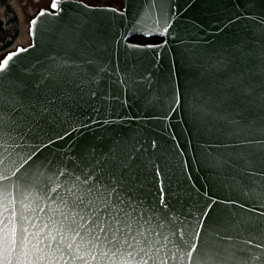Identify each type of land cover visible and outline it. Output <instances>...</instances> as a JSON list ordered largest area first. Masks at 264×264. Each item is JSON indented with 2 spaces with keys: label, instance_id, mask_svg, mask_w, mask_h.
<instances>
[{
  "label": "snow or ice",
  "instance_id": "snow-or-ice-1",
  "mask_svg": "<svg viewBox=\"0 0 264 264\" xmlns=\"http://www.w3.org/2000/svg\"><path fill=\"white\" fill-rule=\"evenodd\" d=\"M203 2L211 13L222 0ZM175 3L177 10L190 6ZM172 5L154 0L148 10L168 24ZM48 8L39 10L42 20L61 18L58 0ZM256 15L258 33L184 45L179 55L194 70L184 92L171 84V73L163 87L147 91L149 77L125 70L123 85L146 109H159L153 118L163 122L178 110L197 130L198 163L228 193L216 199L209 191L193 196L179 179L165 188L171 153L156 140L125 138L103 153L72 141L51 151L53 137L71 138L70 121L86 126L74 119L80 101L103 105L111 94L101 75L103 51L117 37L101 40L83 20L41 28L32 19L33 36L48 33L45 44L55 54L24 62L19 53L36 43L0 54V264H264V14ZM213 18L223 33L239 17Z\"/></svg>",
  "mask_w": 264,
  "mask_h": 264
},
{
  "label": "water",
  "instance_id": "water-1",
  "mask_svg": "<svg viewBox=\"0 0 264 264\" xmlns=\"http://www.w3.org/2000/svg\"><path fill=\"white\" fill-rule=\"evenodd\" d=\"M123 7L117 10L111 7H89L81 2L60 1L63 5V12L60 19L47 17L43 20L37 14L34 18L41 28L63 26L69 21L83 20L87 30L103 40L106 36L117 37L110 46L103 51L106 60V67L101 74L105 91L111 93L103 105L85 103L83 100L75 107L77 121H83L85 127L79 123H72L71 127H65L71 133V138L56 140L55 146H50L51 151H65L72 143L78 141L81 144L95 146V151L103 153L107 151L115 141L139 136L141 143L147 145L149 141L156 140L160 147L171 153L169 166L165 169L164 187H174L179 179L183 187L191 189L193 196L199 190L201 195L209 191L213 199L227 196V191L217 190L212 185L208 168L199 164L201 159L202 140L191 122H182V115L177 110L169 112L168 119L163 122L159 118H153L159 109H146L140 94H133L123 85L125 70H134L149 77L150 83L145 84L147 91H153L157 87H163V78L171 73V84L177 92H184L190 86L191 75L194 71L190 69L179 55L184 50L185 44H202L204 46L215 45L219 40L231 38L234 35L240 36L260 31L256 24L259 23V16L264 14L260 0L256 5H249L246 0H222L216 9L209 13L203 0H190V6L177 10L173 0L172 13L168 24H165L156 11L148 10V6L154 0H122ZM182 3L183 0H180ZM47 11V10H44ZM236 13L239 17L234 18L233 24H228L224 32L218 30L223 27L213 17L224 20L225 17ZM256 16V23L252 17ZM33 18V19H34ZM103 20L107 27H101L99 22ZM139 22V23H137ZM159 22V26H157ZM225 23H227L225 21ZM135 25V28L133 27ZM174 25L168 33L164 27ZM36 26L29 22L28 34L30 44L36 43L35 50L29 49L27 53H19L24 62L43 61L46 56L54 55L51 48L46 46L45 41L48 33L37 32L35 37L33 31ZM123 37V39H120ZM155 38L159 43L151 44L152 47L140 45L137 49L125 48L131 38ZM179 37V39L177 38ZM259 47V45H257ZM20 48V47H19ZM17 48V49H19ZM16 51V50H15ZM139 80V77H137ZM87 99V97H85ZM123 105L122 107L118 105ZM111 105H117L114 109ZM99 108V111L95 110ZM107 120L108 124L104 121ZM59 130V129H58ZM175 137V139H173ZM139 147V145H137ZM215 147L209 146V151ZM148 152L155 151L148 148ZM183 165V171L181 167ZM152 177L149 176L151 181ZM209 185H212L209 187ZM254 247V244L252 245Z\"/></svg>",
  "mask_w": 264,
  "mask_h": 264
},
{
  "label": "rangeland",
  "instance_id": "rangeland-1",
  "mask_svg": "<svg viewBox=\"0 0 264 264\" xmlns=\"http://www.w3.org/2000/svg\"><path fill=\"white\" fill-rule=\"evenodd\" d=\"M32 0H0V20L4 32L0 30V54L7 51L11 43H14L19 37H25L27 28V13L33 9ZM99 4L110 3L117 8L122 6V0H95ZM36 3V2H35ZM11 18V19H9ZM23 41V40H22ZM136 43H142L137 41Z\"/></svg>",
  "mask_w": 264,
  "mask_h": 264
},
{
  "label": "flooded vegetation",
  "instance_id": "flooded-vegetation-1",
  "mask_svg": "<svg viewBox=\"0 0 264 264\" xmlns=\"http://www.w3.org/2000/svg\"><path fill=\"white\" fill-rule=\"evenodd\" d=\"M60 1H66V0H60ZM70 1L82 2V3H84L88 6H92V7H96V6H98V7H115L114 5H112L110 3H104L101 5L97 2H95V0H70ZM30 2L33 3V5H31L33 9H30L32 11L30 13H27V14H29V15H27V19H28L27 25L29 24L30 20L39 12V10L43 9V10L49 11L48 5L51 3V0H32ZM115 8H117V7H115ZM118 9H121V7ZM9 19H11V18H9ZM0 23L2 25L5 24L2 20H0ZM2 25H1L0 30L2 32H4V28ZM28 45H29V37H28V26H27V28L25 30V37L24 36L19 37L14 43H11V45H9V47L7 48V51H14L18 47L24 48Z\"/></svg>",
  "mask_w": 264,
  "mask_h": 264
},
{
  "label": "trees",
  "instance_id": "trees-1",
  "mask_svg": "<svg viewBox=\"0 0 264 264\" xmlns=\"http://www.w3.org/2000/svg\"><path fill=\"white\" fill-rule=\"evenodd\" d=\"M0 28H1V23H0ZM132 42H142L144 44H154V43H158L159 40L157 39H143V38H133L131 39Z\"/></svg>",
  "mask_w": 264,
  "mask_h": 264
}]
</instances>
